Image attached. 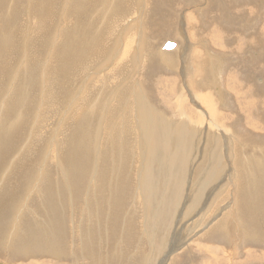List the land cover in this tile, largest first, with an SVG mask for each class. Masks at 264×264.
Wrapping results in <instances>:
<instances>
[{"label": "rangeland", "instance_id": "1", "mask_svg": "<svg viewBox=\"0 0 264 264\" xmlns=\"http://www.w3.org/2000/svg\"><path fill=\"white\" fill-rule=\"evenodd\" d=\"M243 7L245 9H242ZM0 12H2L0 13V152L2 153L0 190L3 189L0 191L2 202H0L2 205L0 206V264H119V260L122 264H264V220L260 226L252 224L250 220H254L255 212L250 210V212H242L246 204L263 209L261 199L264 196V28H262L264 0H0ZM254 17L257 21L255 20V24H250L253 26L250 27L251 30H244L247 27L244 26L245 22L251 21ZM129 23L122 45L120 44L121 29L123 32ZM182 23L184 28L181 27ZM72 28L76 31H71ZM84 29L87 31L85 32ZM245 35L249 37L248 40L250 38L257 40L256 55L253 57V60L258 59L256 62L251 63V52L244 46ZM100 36L102 38H99ZM71 38L77 41L80 39L82 42L80 40L74 42ZM142 40L144 44L140 45L143 43ZM166 40L173 42L183 51L187 44L186 40L190 41L189 60L186 64V66L189 64L187 67L189 74L186 71L181 72L183 64L179 61L180 54L167 53L168 55H163L164 60L161 61L159 54L165 51L160 46ZM65 42L69 43L67 46L71 47L72 44L74 46L71 48L68 46L69 48L66 49ZM76 42L80 43L79 46L76 44L79 50L75 47ZM88 42L94 43V46L92 47L93 44ZM241 43H244L243 46ZM84 44L92 50L88 51ZM238 45L242 47L240 50L236 49ZM116 46L120 48L117 57H120L121 53L122 56L120 59L116 57L113 61L111 58L119 49ZM121 46L124 48L122 49ZM62 47L68 50V53L73 51L75 56L72 57V53L69 55ZM80 48L84 52L88 51L91 56ZM242 50L244 61L243 66H240L239 60L243 58ZM51 51L53 54L50 53ZM212 53L213 56H225L222 69L218 67L220 64L217 58H211ZM247 57L248 61H246ZM107 58H110L108 62L111 61L105 69L108 65V62L105 64ZM75 60L77 64L80 62V66L74 64ZM81 61L83 64L85 61L89 62L83 65ZM117 61L123 62L122 66L112 67L111 64ZM60 62H64L63 66ZM68 62H71V66ZM248 62L258 66V74H260H257L254 80L250 68L254 64L252 66L247 64L245 67V63ZM54 65L60 71L59 75L57 72L54 73L56 70ZM65 67L67 69L75 67V69L71 68L72 73L69 74V69L66 70ZM243 67L246 81L239 85ZM73 73L77 79L72 78ZM94 73L97 76L92 79L90 76ZM55 76H58L57 79ZM235 85L236 91L240 92L239 96L230 93L235 90L233 89ZM60 90L64 94L57 93ZM198 96H207L208 102L202 103ZM45 106L55 108L53 110L50 108L52 110L50 111ZM211 107L216 113L209 109ZM135 108L139 113H136L137 116H135ZM67 109H70L69 112ZM202 111L205 113L201 114ZM209 115H215L219 119L213 120ZM231 115L238 122L231 123L230 120H226V117L228 119ZM153 116L158 117L157 122L152 121ZM139 118L144 120V123H138ZM65 119L68 121H63ZM69 119H72L73 124ZM158 121L162 124L159 125ZM249 121L252 125L247 127ZM152 122L158 125L154 124L152 127ZM164 122L167 125H164ZM140 124L143 126L142 130L139 128ZM214 125L220 126L221 135L213 131ZM229 132L231 136L227 134ZM199 134L202 136L197 138ZM150 135L154 150L142 143ZM214 135L216 136L213 137ZM18 138L23 142L17 141ZM254 141L257 145L253 144ZM4 145L6 150L3 149ZM83 146L87 148L84 149ZM145 147L148 148L149 153L145 162L147 165L150 164V166L146 165L145 171L150 170V173L147 172L146 179L141 182L140 172L143 173V170L140 168L143 164ZM228 147L230 152L227 151ZM34 150L35 154L38 152L35 156ZM152 160L154 162H151ZM226 169L228 171H224ZM19 170L23 173L21 174ZM117 171L121 176L116 177ZM46 181L53 184V191L47 189L49 184H46ZM101 194L102 197H99ZM116 197H118L117 205L120 207L117 212L119 215L110 219L116 215L115 210L109 209L110 203L114 202ZM205 200L209 205L199 210L198 204ZM224 209L229 210V213L226 214ZM112 220L113 227L109 226L113 225ZM209 220L211 223L208 222ZM54 223L59 224L56 227H59L58 229L55 228ZM28 229L35 231H32V235L35 234L36 237L35 243L30 242L32 239L27 236ZM62 231L65 232V236L59 238L58 234ZM11 237H14L13 241ZM24 238L29 239L28 244L23 242ZM54 238L57 240L55 254L52 253L50 246L45 245V241L53 244ZM36 247L43 248L45 253L39 252ZM58 247L62 248L60 259H58L60 256L56 255L59 253Z\"/></svg>", "mask_w": 264, "mask_h": 264}, {"label": "bare ground", "instance_id": "2", "mask_svg": "<svg viewBox=\"0 0 264 264\" xmlns=\"http://www.w3.org/2000/svg\"><path fill=\"white\" fill-rule=\"evenodd\" d=\"M250 1H251V0H250ZM256 1H257V0H256ZM16 2H17V1H16ZM23 3H24V2H23ZM118 3H119V2H118ZM254 3H255V2H254ZM132 5H133V4H132ZM196 5H197V4H196ZM199 5H200V4H199ZM199 5H198V6H199ZM113 6H114V5H113ZM143 6H144V5H143ZM31 7H32V6H31ZM127 7H128V6H127ZM234 7H235V6H234ZM242 9H245V8L243 7ZM261 9H262V8H261ZM13 10H14V9H13ZM100 10H101V9H100ZM233 10H234V9H233ZM262 10H263V9H262ZM134 11H135V10H134ZM139 11H140V9H139ZM236 11H237V10H236ZM9 12H11V11H9ZM0 13H2V12H0ZM15 13H16V12H15ZM17 13H18V12H17ZM96 13H97V12H96ZM18 14H19V13H18ZM92 15H93V14H92ZM170 15H171V14H170ZM17 16H18V15H17ZM174 16H175V15H174ZM184 16H185V15H184ZM226 16H229V15H226ZM254 16H255V15H254ZM257 16H259V15L257 14ZM120 17H121V16H120ZM171 17H172V16H171ZM230 17H231V16H230ZM15 18H16V17H15ZM127 18H128V17H127ZM175 18H177V17H175ZM205 18H206V17H205ZM255 18H256V17H254L251 21H250V20H247V21L245 22V25H244V26H247V27H246L244 30L250 29V27L252 26V25H250L251 23H254V24H255V22L257 21V19H255ZM105 19H106V18H105ZM19 20H20V19H19ZM230 20H232V19H230ZM236 20H237V19H236ZM255 20H256V21H255ZM102 21H103V20H102ZM169 21H170V20H169ZM177 21H178V20H177ZM106 22H107V21H106ZM126 22H127V21H126ZM233 22H234V21H233ZM237 23H238V22H237ZM77 24H78V23H77ZM77 24H76V25H77ZM79 24H80V23H79ZM81 24H82V23H81ZM83 24H85V23H83ZM125 24H126V23H125ZM240 24H241V23H240ZM240 24H239V25H240ZM260 24H261V23H260ZM0 25H1V24H0ZM37 25H38V24H37ZM100 25H101V24H100ZM129 25H130V23H129L127 26L125 25L126 27L123 29V32H122V29H121L120 44L122 43L123 36H124V34H125V31L129 28ZM173 25H175V24H173ZM173 25H172V27H173ZM176 25H177V24H176ZM185 25H186V24H185ZM232 25H233V24H232ZM232 25H231V26H232ZM262 25H263V24H262ZM3 26H4V25H3ZM30 26H31V25H30ZM57 26H58V25H57ZM73 26H74V25H73ZM85 26H86V25H85ZM89 26H90V25H89ZM108 26H109V25H108ZM108 26H107L106 28H108ZM229 26H230V24H229ZM234 26H235V25H234ZM263 26H264V25H263ZM67 27H68V26H67ZM87 27H88V26H87ZM93 27H94V26H93ZM181 27L184 28V24H183V23L181 24ZM252 27H253V26H252ZM32 28H33V27H32ZM97 28H98V27H97ZM110 28H111V27H110ZM110 28H109V30H110ZM262 28H264V27H262ZM27 29H28V28H27ZM76 29H77V27H76ZM78 29H79V28H78ZM260 29H261V28H260ZM260 29H259V30H260ZM23 30H24V29H23ZM250 30H251V29H250ZM250 30H249V31H250ZM261 30H262V29H261ZM18 31H19V30H18ZM71 31H76V30H73V28H72ZM80 31H81V30H80ZM84 31L86 32L87 29H86V30L84 29ZM95 31H96V30H95ZM130 31H131V30H130ZM135 31H136V30H135ZM179 31H180V30H179ZM262 31H263V30H262ZM262 31H261V32H262ZM35 32H36V31H35ZM69 32H70V31H69ZM85 32H84V33H85ZM258 32H259V31H258ZM261 32L259 33L260 35H261ZM3 33H4V32H3ZM70 33H71V32H70ZM126 33H127V32H126ZM178 33H179V32H178ZM182 33H183V32H182ZM237 33H238V32H237ZM250 33H251V32H250ZM15 34H16V33H15ZM20 34H21V33H20ZM68 34H69V33H68ZM71 34H72V33H71ZM82 34H83V32H82ZM89 34H90V33L88 32L87 35H89ZM233 34H234V33H233ZM244 34H245V33H244ZM3 35H4V34H3ZM10 35H11V34H10ZM13 35H14V34H13ZM53 35H54V34H53ZM53 35H52V36H53ZM65 35H66V34H65ZM69 35H70V34H69ZM75 35H76V33H75ZM75 35H74V37H75ZM92 35H93V34H92ZM223 35H224V33H223ZM231 35H232V33H231ZM17 36H18V35H17ZM19 36H20V35H19ZM67 36H68V35H67ZM72 36H73V35H72ZM72 36H71V37H72ZM77 36H78V35H77ZM82 36H83V35H82ZM85 36H86V34H85ZM85 36H84V37H85ZM90 36H91V35H90ZM180 36H181V35H180ZM225 36H226V35H225ZM248 36H249V35H248ZM4 37H6V36H4ZM30 37H31V36H30ZM88 37H89V36H88ZM93 37H94V36H93ZM95 37H96V36H95ZM95 37H94V38H95ZM102 37H103V34H102ZM102 37L100 36L99 38H102ZM181 37H183V35H182ZM192 37H193V36H192ZM256 37H258V35H257ZM256 37H255V39H257ZM259 37H260V36H259ZM36 38H37V37H36ZM76 38H77V37H75V39H76ZM80 38L82 39L83 37H80ZM85 38H87V37H85ZM85 38H84V39H85ZM97 38H98V37H97ZM158 38H159V37H158ZM221 38H222V37H221ZM248 38H249V37H247V35H245V36H244V39H245V44H246V45H245L244 43H241V44H242V46H243V44H244L245 48H246V49L248 48V49H249L248 51L251 52V55H250V52H249V55L251 56V59H250V60H251V63H252V62H256V61L258 60V59L253 60V57L256 55V54H255V50H256V46H257V45L255 44V42H257V40H254V39L252 40L251 38H250V40H248ZM22 39H23V38H22ZM28 39H29V38H28ZM53 39H54V38H53ZM71 39L73 40V38H71ZM71 39H69V40H71ZM75 39H74V40H75ZM90 39H91V38H90ZM92 39H93V38H92ZM19 40H20V39H19ZM69 40H68V42H69ZM74 40H73V41H74ZM79 40H80V39H79ZM79 40H78V41H79ZM95 40H97V39H95ZM95 40H93V41H95ZM100 40H102V39H100ZM125 40H126V39H125ZM138 40H139V39H138ZM145 40H146V39H145ZM224 40H225V39H224ZM229 40H230V39H229ZM247 40H248V41H247ZM263 40H264V39H263ZM61 41H63V40H61ZM75 41H77V40H75ZM75 41H74V42H75ZM78 41H77V42H78ZM80 41H81V40H80ZM102 41H103V40H102ZM111 41H112V40H111ZM249 41H250V43L247 44L246 42H249ZM12 42H13V41H12ZM29 42H31V41H29ZM48 42H49V41H48ZM77 42L75 43V45L77 44V45L79 46L80 43L78 44ZM81 42H82V41H81ZM116 42H119V41H116ZM142 42H143V40H142ZM165 42H166V41H165ZM165 42H164V43H165ZM236 42H237V41H236ZM15 43H17V42H16V39H15ZM32 43H33V42H32ZM88 43H92V42H88ZM95 43H96V42H95ZM98 43H99V42H98ZM111 43H112V42H111ZM140 43H141V42H140ZM140 43H139V44H140ZM188 43H189V42H188ZM226 43H227V42H226ZM228 43H229V42H228ZM6 44H7V43H6ZM8 44H9V43H8ZM19 44H20V43H19ZM39 44H40V43H39ZM57 44H58V43H57ZM62 44H63V43H62ZM67 44H69V43H66V42H65V45H66V46H67ZM71 44H72V43L70 42V45H71ZM92 44H93V45H91V46L93 47V46H94V43H92ZM100 44H101V43H100ZM113 44L115 45V44H117V43H113ZM139 44H138V45H139ZM143 44H144V42H143L142 44H140V45H143ZM162 44H163V43H162ZM162 44H161V45H162ZM237 44H238V42H237ZM237 44H236V45H237ZM239 44H240V43H239ZM30 45H31V43H30ZM40 45L42 46L43 44H40ZM77 45L75 46L76 49H78V48H77ZM81 45H82V44H81ZM84 45L86 46V44H84ZM88 45H89V44H88ZM107 45H108V44H107ZM110 45H111V44H110ZM122 45H123V43H122ZM220 45H221V44H220ZM224 45H225V44H224ZM18 46H19V45H18ZM28 46H29V45H28ZM38 46H39V45H38ZM46 46H47V45H46ZM49 46H50V45H49ZM55 46H56V45H55ZM66 46H65V47H66ZM68 46H69V45H68ZM68 46H67L66 49H68V48L70 47V46H69V47H68ZM72 46H74V44H72ZM72 46H71V47H72ZM96 46H97V45H96ZM118 46H119V45H118ZM150 46H151V45H149V48H150ZM162 46H163V45H162ZM175 46H176V44H175ZM175 46H174V47H175ZM225 46H226V45H225ZM258 46H259V45H258ZM261 46H263V45H261ZM4 47H5V46H3V48H4ZM29 47H30V46H29ZM44 47H45V46H44ZM52 47H53V46H52ZM71 47H70V48H71ZM114 47H115V46H114ZM116 47H117V46H116ZM121 47H122V49L124 48L123 46H121ZM144 47H146V46H144ZM144 47H143V48H144ZM160 47H161V46H160ZM160 47H159V48H160ZM231 47H232V46H231ZM259 47H260V46H259ZM7 48H8V47H7ZM16 48H17V47H16ZM39 48L41 49V47H39ZM55 48H56V47H55ZM62 48H63V47H62ZM82 48H84V47H82ZM82 48H80V49H82ZM86 48H87V46H86ZM86 48H85V49H86ZM97 48H99V47H97ZM111 48H112V46H111ZM118 48H119V47H117V49H118ZM136 48H137V47H136ZM138 48H139V47H138ZM140 48H141V47H140ZM143 48H142V49H143ZM151 48H152V47H151ZM156 48H157V47H156ZM240 48H242V47L238 45L236 49H237V50H238V49L240 50ZM262 48H263V47H262ZM19 49H20V48H19ZM44 49H45V48H44ZM63 49H65V48H63ZM66 49H65V51L67 52L68 50H66ZM85 49H84V50H85ZM87 49H88V48H87ZM87 49H86V50H87ZM89 49L92 50L91 48H89ZM89 49H88V51H89ZM94 49H95V48H94ZM101 49H102V48H101ZM154 49H155V48H154ZM154 49H152V50H154ZM259 49H260V48H259ZM259 49H257V50H259ZM263 49H264V48H263ZM27 50H28V49H27ZM42 50H43V48H42ZM61 50H62V49H61ZM78 50H79V49H78ZM104 50H105V49H104ZM104 50H103V51H104ZM106 50H107V49H106ZM109 50H110V48H109ZM136 50H137V49H136ZM143 50H144V49H143ZM160 50H161V49H160ZM170 50H173V48L170 49ZM170 50H167L168 52L165 51V53H163V54H159V57H161V61H162L163 57L166 56L165 54H167V53L178 54V53L181 51V54H180L181 57L179 58V61L182 62V64H183V69L181 70V72L184 73V72L186 71L187 74H189L190 71H189V68H187L189 64L186 66V64L188 63V60H189V59H188V58H189V44L186 45V47L184 48V51H183V49L181 50L179 46H176V48H175L173 51L169 52ZM260 50H261V49H260ZM4 51H5V50H4ZM16 51H18V50H16ZM36 51H38V50H36ZM52 51H53V49H52ZM52 51L50 52L51 54H53ZM65 51H64V53H65ZM71 51H72V50H71ZM74 51H76V50H74ZM81 51H83V49H82ZM88 51H87V52H84V51H83V52H84V53H88ZM94 51H95V50H94ZM99 51H100V50H98V52H99ZM114 51H115V50H114ZM149 51H151V49H150ZM157 51H158V50H156V52H157ZM262 51H263V50H262ZM1 52H3V51H1ZM7 52H8V51H7ZM40 52H41V50H40ZM57 52H58V51H57ZM61 52H62V51H61ZM72 52H73V51H72ZM72 52H71V53H72ZM78 52H79V51H78ZM83 52H82V54H83ZM92 52H93V51H92ZM139 52H140V51H139ZM153 52H155V50H154ZM241 52H242V56H243V58L239 60V64H240V66H243L244 52H243V50H242ZM245 52H246V51H245ZM258 52H259V51H258ZM3 53H4V52H3ZM19 53H20V52H19ZM31 53H34V52L31 51ZM37 53H39V52H37ZM67 53H68V52H67ZM69 53H70V52H69ZM69 53H68V54H69ZM71 53H70V54H71ZM100 53H102V52H100ZM100 53H99V54H100ZM114 53H115L114 56H113V54H111V55L113 56V57L111 58V60L113 59V61L116 59L118 53H120V48L117 50V52L115 51ZM161 53H162V52H161ZM208 53H209V52H208ZM214 53H215V52H214ZM247 53H248V52H247ZM259 53H260V52H259ZM9 54H10V53H9ZM39 54H40V53H39ZM70 54H69V55H70ZM79 54H80V53H78V55H79ZM88 54L90 55V53H88ZM88 54H87V55H88ZM131 54H133V53H131ZM139 54H140V53H139ZM149 54H150V53H149ZM198 54H199V53H198ZM14 55H15V54H14ZM42 55H43V54H42ZM42 55H41V56H42ZM44 55H45V54H44ZM60 55H61V54H60ZM60 55H59V56H60ZM64 55H65V54H64ZM66 55H67V54H66ZM71 55H72V57L75 56V55L73 56V53H72ZM84 55H85V54H84ZM87 55H86V56H87ZM96 55H97V54H96ZM102 55H103V54H102ZM109 55H110V54H109ZM141 55H142V54H141ZM141 55H140V56H141ZM163 55H164V56H163ZM167 55H168V54H167ZM53 56H54V55H52V57H53ZM76 56H77V55H76ZM79 56H80V55H79ZM90 56H91V55H90ZM105 56H106V55H105ZM121 56H122V53H121ZM121 56H120V57H121ZM123 56H124V55H123ZM131 56H132V55H131ZM137 56H138V54H137ZM155 56H156V55H154V58H155ZM202 56H203V55H202ZM211 56H212L211 58H217V61H218V63L220 64L218 67H219V69H222L223 66H224V62H225V60H226L225 56H224V55H220V57H219V56H213V53H212ZM228 56H230V55H228ZM228 56H227V57H228ZM33 57H34V56H33ZM36 57H37V56H36ZM72 57H70V59H71ZM80 57H81V56H80ZM84 57H85V56H84ZM84 57H82V58H84ZM95 57H97V56H95ZM98 57H99V55H98ZM120 57H117V58L120 59ZM124 57H125V56H124ZM138 57H139V56H138ZM152 57H153V56H152ZM22 58H23V57H22ZM44 58H45V56H44ZM66 58H67V56L65 57V60H66ZM86 58H89V57H86ZM5 59H6V58H5ZM19 59H20V58H19ZM34 59H35V58H34ZM54 59H55V58H54ZM54 59H53V60H54ZM59 59H60V57H59ZM75 59H76V58H75ZM77 59H78V58H77ZM79 59H80V58H79ZM79 59H78V60H79ZM109 59H110V58H107V59H106L107 61H105V64L108 62ZM119 59H118V60H119ZM121 59H122V58H121ZM148 59H150V57H149ZM228 59H229V58H228ZM231 59H232V57H231ZM51 60H52V59H51ZM73 60H74V59H72V61H73ZM81 60H82V59H81ZM83 60H84V59H83ZM111 60H110V61H111ZM135 60H136V59H135ZM143 60H144V59H143ZM151 60H152V59H151ZM163 60H164V59H163ZM208 60H209V59H208ZM23 61H24V60H23ZM63 61H64V59H63ZM69 61H70V60H69ZM72 61H71V62H72ZM110 61L108 62V65L105 67V69L108 68V66H109V64H110ZM149 61H150V60H149ZM192 61H193V60H192ZM246 61H248V57H247ZM66 62H67V61H66ZM66 62H65V63H66ZM71 62H70V63L68 62L69 66H71ZM75 62H76V60L74 61V64H76V65H79V64H80V62H79V64H77V63H75ZM88 62H89V61H88ZM88 62L85 61L84 64H87ZM129 62H130V61H129ZM16 63H17V62H16ZM32 63H33V62H32ZM50 63H51V62H50ZM54 63H55V62H54ZM57 63H58V62H57ZM60 63H61V62H60ZM111 63H112V62H111ZM119 63H120V64H119ZM122 63H123V62H120V61L118 62V61H117V62L112 63L111 65H112V67H113V66L115 67L116 65H121V66H122ZM137 63H138V62H137ZM145 63H146V62H145ZM203 63H204V62H203ZM6 64H7V63H6ZM19 64H20V63H19ZM55 64H56V63H55ZM58 64H59V63H58ZM61 64H62V66H63L64 62L61 63ZM61 64H60V67H61ZM66 64H67V63H66ZM81 64H83V61H81ZM84 64H83V65H84ZM98 64H99V63H98ZM105 64H104V65H105ZM195 64H196V63H195ZM207 64H208V63H207ZM231 64H232V63H231ZM234 64H236V63H234ZM247 64H249V62H248V63H245V67H247ZM253 64H254V63H253ZM253 64H249V66H252ZM261 64H262V63H261ZM261 64H260V65H261ZM25 65H26V64H25ZM42 65H43V64H42ZM72 65H73V64H72ZM104 65H103V66H104ZM126 65H127V63H126ZM130 65H131V64H130ZM166 65H167V64H166ZM203 65H205V64H203ZM212 65H213V64H212ZM225 65H226V64H225ZM228 65H230V63H229ZM20 66H21V65H20ZM23 66H24V65H23ZM30 66H31V65H30ZM44 66H45V65H44ZM54 66H55V65H54ZM57 66H58V65H57ZM65 66H66V65H65ZM69 66H67V67H69ZM79 66H80V65H79ZM81 66H82V65H81ZM103 66H102V68H103ZM131 66H132V65H131ZM249 66H248V67H249ZM0 67H1V66H0ZM3 67H4V66H3ZM5 67H6V66H5ZM21 67H22V66H21ZM48 67H49V66H48ZM51 67H53V66H51ZM60 67L58 66V68H60ZM72 67H73V66H72ZM72 67H71V68H72ZM76 67H77V66H76ZM85 67L87 68V66H85ZM90 67H91V66H90ZM94 67H95V66H94ZM119 67H120V66H119ZM123 67H124V66H123ZM133 67H134V65H133ZM138 67H139V65H138ZM149 67H150V65H149ZM149 67H148V68H149ZM216 67H217V66H216ZM257 67H258V66H255V64H254L252 67H250V68H252V69H251V73H252L253 75H252V74H251V75H252V79H253V80L255 79L256 75H257L258 72H259ZM259 67H260V66H259ZM46 68H47V67H46ZM46 68H45V69H46ZM54 68H55L57 71L55 70V72H54V71H53V72H54V73L57 72V74H58V72H60V71H58V69L56 68V66H55ZM65 68H66V67H65ZM65 68H64V69H65ZM71 68H70V69H71ZM78 68H81V67H78ZM168 68H169V67H168ZM207 68H208V66H206V69H207ZM226 68H227V67H226ZM5 69H7V68H4V70H5ZM29 69H30V68H29ZM51 69H52V68H51ZM68 69H69V68H68ZM68 69L66 68V70H68ZM70 69H69V71H70ZM72 69H75V67L72 68ZM149 69H150V68H149ZM171 69H172V68H171ZM171 69H170V70H171ZM229 69H230V68H229ZM7 70H8V69H7ZM33 70H34V69H33ZM53 70H54V69H53ZM76 70H77V69H76ZM136 70H137V69H136ZM152 70H154V69H152ZM166 70H167V69H166ZM204 70H205V69H204ZM8 71H9V70H8ZM45 71H46V70H45ZM49 71H50V70H49ZM62 71H63V70H62ZM71 71H72V70H71ZM71 71L69 72V74L72 73ZM79 71H80V70H78V72H79ZM249 71H250V70H249ZM32 72H33V71H32ZM53 72H50V73H53ZM67 72H68V71H67ZM67 72H66V73H67ZM74 72H76V71L74 70ZM78 72H77V73H78ZM147 72H148V71H147ZM151 72H152V71H151ZM211 72H212V71H211ZM62 73H63V72H62ZM66 73H65V75H66ZM79 73H80V72H79ZM95 73H97V72L95 71ZM95 73H94V75L90 76V77H92V79H93L94 76H97ZM155 73H156V72H155ZM191 73H192V72H191ZM6 74H7V73H6ZM60 74H61V73H60ZM63 74H64V73H63ZM63 74H61V75H63ZM102 74H103V73H102ZM152 74H153V73H152ZM159 74H160V73H159ZM193 74H194V73H193ZM259 74H260V73H259ZM259 74H258V75H259ZM34 75H35V74H34ZM44 75H45V74H44ZM47 75H49V74H47ZM58 75H59V74H58ZM75 75L77 76V74H75ZM79 75H80V74H79ZM143 75H144V74H143ZM254 75H255V76H254ZM5 76H6V75H5ZM32 76H33V75H32ZM38 76H39V75H38ZM38 76H37V77H38ZM49 76H50V75H49ZM67 76H68V75H67ZM80 76H81V75H80ZM151 76H152V75H151ZM154 76H155V75H154ZM218 76H220L219 73H218ZM238 76H239V75H238ZM240 76H241L242 79L240 78V80L238 81L239 85L242 84V83H244V82L246 81V73H245V68H244V67L242 68V71H241V73H240ZM3 77H4V76H3ZM29 77H30V75H29ZM40 77H41V76H40ZM46 77H47V76H46ZM55 77H56V76H55ZM55 77H54V79H55ZM57 77H58V76H57ZM57 77H56V79H57ZM70 77H72V75H71ZM74 77H75V76H74V73H73V77H72V78H74ZM78 77H79V76H78ZM250 77H251V76H250ZM59 78L61 79V77H59ZM66 78H67V77H66ZM66 78H65V79L62 78V79L66 80ZM72 78H70V79H72ZM75 78H76V77H75ZM123 78H124V77H123ZM144 78H145V77H144ZM155 78H156V77H155ZM187 78H188V77H187ZM238 78H239V77H238ZM238 78H237V79H238ZM20 79H21V78H20ZM43 79H44V78H43ZM50 79H51V76H50ZM56 79H55V80H56ZM60 79H59V80H60ZM67 79H68V78H67ZM76 79H77V78H76ZM76 79H75V81H76ZM86 79H87V78H86ZM136 79H137V78H136ZM55 80L52 79V81H54V82H55ZM72 80H73V79H72ZM107 80H108V79H107ZM253 80H252V82H253ZM40 81H41V79H40ZM47 81H48V80H47ZM50 81H51V80H49V82H50ZM57 81H58V80H57ZM236 81H237V80H236ZM257 81H258V80H257ZM60 82H61V81H60ZM71 82H72V81H71ZM76 82H78V81H76ZM92 82H93V81H92ZM105 82H106V81H105ZM219 82H220V80H219ZM221 82H222V81H221ZM6 83H7V82H6ZM44 83H45V82H44ZM57 83H58V82H57ZM61 83H64V82H61ZM65 83H66V82H65ZM65 83H64V84H65ZM125 83H126V82H125ZM4 84H5V82H4ZM41 84H42V83H41ZM50 84H51V83H50ZM50 84H49V85H50ZM58 84H59V83H58ZM134 84H135V83H134ZM217 84H218V83H217ZM44 85H45V84H44ZM60 85H61V84H60ZM91 85H92V84H91ZM35 86H36V85H35ZM53 86H54V85H53ZM55 86H56V84H55ZM62 86H63V90H64V89H65V88H64V85H62ZM85 86L88 87V85H85ZM121 86H122V85H121ZM136 86H137V85H136ZM237 86H238V85H237ZM258 86H260V85H258ZM32 87H33V86H32ZM50 87H51V86H50ZM59 87H61V86H59ZM65 87H66V86H65ZM83 87H84V86H83ZM219 87H220V86H219ZM254 87H255V86H254ZM55 88H56V87H55ZM69 88H70V87H69ZM125 88H126V87H125ZM131 88H132V87H131ZM134 88H135V86H134ZM150 88H151V87H150ZM220 88H221V87H220ZM242 88H243V87H242ZM255 88H256V87H255ZM44 89H45V88H44ZM58 89H60V88H58ZM86 89H87V88H86ZM123 89H124V88H123ZM141 89H142V88H141ZM215 89H216V88H215ZM221 89H222V88H221ZM233 89H235V90H234L233 92L230 91V93L233 94V96H234V95H235V96H239V93H240V92H239L238 90L236 91V89H237L236 85H235V87H233ZM54 90H55V89H54ZM80 90H81V89H80ZM189 90H190V89H189ZM216 90H217V89H216ZM227 90H228V89H227ZM227 90H226V91H227ZM257 90H258V89H257ZM260 90H261V89H260ZM262 90H263V88H262ZM262 90H261V91H262ZM50 91H51V90H50ZM70 91H71V90H70ZM70 91H69V92H70ZM78 91H79V90H78ZM97 91H98V90H97ZM97 91H96V92H97ZM105 91H106V89H105ZM142 91H143V90H142ZM218 91H219V90H218ZM53 92H57V91H53ZM64 92H65V90H64ZM64 92H62V91L60 90V91L57 92V93H63V94H64ZM82 92H83V91H82ZM126 92H127V91H126ZM227 92H228V91H227ZM35 93H36V92H35ZM48 93H49V92H48ZM78 93H79V92H78ZM106 93H107V92H106ZM217 93H218V92H217ZM221 93H222V92H221ZM53 94H54V93H53ZM66 94H68V93H66ZM66 94H65V95H66ZM83 94H84V93H83ZM127 94H129V93H127ZM134 94H135V93H134ZM22 95H23V94H22ZM26 95H27V94H26ZM46 95H47V94H46ZM49 95H50V94H49ZM49 95H48V96H49ZM104 95H106V94H104ZM104 95H103V96H104ZM118 95H119V94H118ZM118 95H117V96H118ZM192 95H193V94H192ZM206 95H207V93H206ZM218 95H219V93H218ZM68 96H69V95H68ZM68 96H67V97H68ZM74 96H75V95H74ZM79 96H81V95H79ZM126 96H127V95H126ZM142 96H143V95H142ZM145 96H146V95H145ZM210 96H211V95H210ZM224 96H225V95H224ZM227 96H228V95H227ZM51 97H52V96H51ZM51 97H50V98H51ZM55 97H56V96H55ZM55 97H54V98H55ZM58 97H59V94H58ZM58 97H57V98H58ZM63 97L65 98L66 96H63ZM96 97H97V96H96ZM130 97H131V96H130ZM134 97H135V96H134ZM137 97H138V96H137ZM222 97H223V96H222ZM225 97H226V96H225ZM225 97H224V98H225ZM230 97H231V96H230ZM44 98L46 99V96H44ZM57 98H56V99H57ZM59 98H61V97H59ZM90 98H91V97H90ZM135 98H136V97H135ZM138 98H139V97H138ZM143 98H145V97H143ZM198 98L200 99V101H202V103L208 102V97H207V96H206V97H205V96H203V97H202V96H198ZM210 98H211V97H210ZM217 98L220 99L218 96H217ZM217 98H216V99H217ZM228 98H229V97H228ZM228 98H227V99H228ZM62 99H63V98H62ZM65 99H67V98H65ZM82 99H83V98H82ZM101 99H103V98H101ZM125 99H126V98H125ZM128 99H129V98H128ZM140 99H141V98H140ZM193 99H194V97H193ZM229 99H230V98H229ZM229 99H228V100H229ZM28 100H29V99H28ZM37 100H38V99H37ZM42 100H43V99H42ZM48 100L52 101V99H47V101H48ZM54 100H55V99H54ZM59 100H61V99H59ZM122 100H123V98H122ZM143 100H145V99H143ZM196 100H197V99H196ZM221 100H222V99H221ZM56 101H57V102H60V101H58V100H56ZM72 101H73V100H72ZM211 101H214V100L211 99ZM229 101H230V100H229ZM26 102H27V101H26ZM61 102H62V100H61ZM61 102H60V103H61ZM67 102H68V100H67ZM79 102H80V101H79ZM111 102H112V101H111ZM148 102H149V101H148ZM209 102H210V101H209ZM216 102H217V101H216ZM221 102H223V101H221ZM31 103H32V102H31ZM33 103H34V102H33ZM39 103H40V102H39ZM44 103H45V102H44ZM46 103H47V102H46ZM48 103H49V102H48ZM50 103H51V102H50ZM60 103H59V104H60ZM145 103H146V102H145ZM210 103H211V102H210ZM212 103H214V102H212ZM217 103H218V102H217ZM41 104H42V103H41ZM59 104H57V105L59 106ZM96 104H98V103H96ZM196 104H197V102H196ZM214 104H215V103H214ZM218 104H219V103H218ZM52 105H55V106H56V104H52ZM94 105H95V104H94ZM138 105H139V104H138ZM144 105H145V104H144ZM199 105H200V104H199ZM224 105H225V102H224ZM17 106H18V105H17ZM39 106H40V105H39ZM46 106H47V104H46ZM46 106H45V107H46ZM48 106H49V104H48ZM95 106H96V105H95ZM97 106H99V105H97ZM103 106H104V105H103ZM105 106H106V105H105ZM105 106H104V107H105ZM108 106H109V104H108ZM151 106H152V105H151ZM212 106H213V108H215L214 105H212ZM218 106H219V105H218ZM29 107H30V106H29ZM43 107H44V105H43ZM82 107H83V106H82ZM206 107H207V104H206ZM222 107H223V105H222ZM46 108H48L49 110H50V108L52 109V107H50V108H49V107H46ZM54 108H55V107H53V109H54ZM56 108H57V107H56ZM62 108H63V107H61V109H62ZM69 108H72V107H69ZM93 108H94V107H93ZM114 108H115V107H114ZM137 108H138V107H137ZM213 108L211 107V108H209V109H211L212 111L215 112V109H213ZM218 108H219V107H218ZM229 108H230V107H229ZM229 108H228V109H229ZM38 109H39V108H38ZM53 109H52V110H53ZM96 109H97V108H96ZM125 109H126V108H125ZM129 109H131V108H129ZM152 109H153V108H152ZM152 109H151V110H152ZM219 109H220V108H219ZM223 109H225V108H223ZM223 109H222V110H223ZM52 110H50V111H52ZM55 110H56V109H55ZM67 110H68V109H67ZM69 110H70V109H69ZM69 110H68V112H69ZM71 110H72V109H71ZM93 110H94V109H93ZM114 110H115V109H114ZM136 110H137V109L135 108V116H137L136 113H138V112H136ZM159 110H160V109H159ZM162 110H163V109H162ZM196 110H197V109H196ZM226 110H227V109H226ZM65 111H66V110H65ZM100 111H101V109H100ZM117 111H118V110H117ZM128 111H129V110H128ZM146 111H147V110H146ZM220 111H221V109H220ZM26 112H27V110H26ZM96 112H97V111H96ZM144 112H145V111H144ZM222 112H223V111H222ZM224 112H225V111H224ZM14 113H16V112H14ZM53 113H54V112H53ZM140 113H141V112H140ZM197 113H198V112H197ZM203 113H205V112L202 111L201 114H203ZM215 113H216V112H215ZM226 113H227V112H226ZM31 114H32V113H31ZM98 114H100V112H98ZM121 114H122V113H121ZM127 114H128V113H127ZM138 114H139V113H138ZM143 114H144V113H143ZM149 114H150V113H149ZM156 114H158V113H156ZM201 114H200V116H201ZM35 115H37V114H35ZM46 115H47V114H46ZM48 115H49V114H48ZM53 115H54V114H53ZM62 115H64V114H62ZM71 115H72V114H71ZM71 115H70V117H71ZM141 115H142V113H141ZM43 116H44V115H43ZM157 116H158V115H157ZM160 116H161V115H160ZM198 116H199V115H198ZM205 116H207V115H205ZM209 116H210L211 118H213V120H215V118H217L215 115H209ZM221 116H222V114H221ZM221 116H220V117H221ZM223 116H224V115H223ZM227 116H228V115H227ZM31 117H32V116H31ZM85 117H86V116H85ZM128 117H129V116H128ZM161 117H162V116H161ZM163 117H164V116H163ZM27 118H28V117H27ZM43 118H44V117H43ZM68 118H69V117H67V119H68ZM133 118L136 119V117H133ZM156 118H158V117H154V116H153L152 121L155 120V121L157 122L158 119L156 120ZM207 118H208V116H207ZM85 119H86V118H85ZM163 119H164V118H163ZM217 119H219V118H217ZM223 119H225V118H223ZM33 120H34V119H33ZM33 120H32V121H33ZM69 120L71 121L72 119H69ZM123 120H124V119H123ZM129 120H130V119H129ZM160 120H161V119H160ZM180 120H181V118H180ZM199 120H200V119H199ZM203 120H204V117H203V119H202V123H203ZM226 120H230L231 123H232L233 121L238 122V120H237L236 118H234L232 115H231L230 118L228 117V119H227V117H226ZM34 121H35V120H34ZM59 121H60V120H59ZM63 121H68V120L65 119V120H63ZM70 121H69V123H70ZM73 121H75V120H73ZM88 121H89V119H88ZM91 121H92V120H91ZM161 121H162V120H161ZM161 121H160V122H161ZM207 121H210V120H207ZM211 121H212V119H211ZM223 121H224V120H223ZM37 122H38V121H37ZM71 122H72V121H71ZM98 122H99V121H98ZM125 122H126V123H125ZM125 122H123V123L127 124V121H125ZM141 122L144 123V120H142L141 118H139V119H138V123H141ZM214 122H215V121H214ZM228 122H229V121H228ZM249 122H250V121H249ZM253 122H254V121H253ZM0 123H1V122H0ZM21 123H22V122H21ZM39 123H40V122H39ZM45 123H46V122H45ZM48 123H49V122H48ZM64 123H65V122H64ZM67 123H68V122H67ZM75 123H76V122H74V124H75ZM82 123H83V122H82ZM120 123H121V122H120ZM147 123H148V122H147ZM158 123H159V121H158ZM211 123H213V122H211ZM224 123H225V122H224ZM41 124H42V123H41ZM46 124H47V123H46ZM59 124H60V123H59ZM72 124H73V122H72ZM148 124H150V122H149ZM154 124H156V123H155V122H152V125H151V126L153 127ZM160 124H162V123H159V125H160ZM165 124H166V123L164 122V125H165ZM214 124H215V123H214ZM27 125H29V124H27ZM63 125H64V124H63ZM69 125H70V124H69ZM109 125H111V124H109ZM156 125H158V124H156ZM166 125H167V124H166ZM185 125H186V124H185ZM236 125H237V124H236ZM251 125H252V124H251V122H250V124H248L247 127H248V126H251ZM39 126H40V124H39ZM71 126H72V125H71ZM73 126H74V125H73ZM99 126H100V125H99ZM117 126H118V125H117ZM130 126H131V125H130ZM161 126H162V125H161ZM183 126H184V125H183ZM199 126H200V125H199ZM211 126H212V125H211ZM214 126H215V129H214L213 131H215L216 133H219V134L221 135L222 132H221L220 126H218V125H214ZM3 127H4V126H3ZM43 127H44V126H43ZM60 127H61V126H60ZM66 127H67V126H66ZM91 127H92V126H91ZM122 127H123V126H122ZM187 127H188V126H187ZM187 127L185 126V128H187ZM200 127H201V126H200ZM252 127H255V126H252ZM4 128H5V127H4ZM28 128H29V127H28ZM36 128H37V126H36ZM62 128L64 129V127H62ZM77 128H78V127H77ZM119 128H120V127H119ZM128 128H129V127H128ZM130 128H131V127H130ZM139 128H141L140 130L143 129L142 124H140V127H139ZM157 128H158V127H157ZM159 128H160V127H159ZM174 128H175V127H173V129H174ZM180 128H181V127H180ZM180 128H179V129H180ZM213 128H214V127H213ZM213 128H212V129H213ZM256 128H257V127H256ZM39 129H40V128H39ZM68 129H69V128H67V130H68ZM99 129H100V128H99ZM103 129H104V128H103ZM161 129H163V128H161ZM161 129H160V131H161ZM168 129L170 130V128H168ZM182 129L185 130L184 128H182ZM57 130H59V129H57ZM60 130H61V129H60ZM67 130H66V131H67ZM96 130H97V129H96ZM125 130H126V129H125ZM154 130H155V129H154ZM196 130H197V129H196ZM209 130H210V129H209ZM248 130H249V129H248ZM29 131H30V130H29ZM49 131H50V130H49ZM52 131H53V130H52ZM55 131H56V130H55ZM62 131H63V130H62ZM69 131H70V130H69ZM99 131H100V130H99ZM116 131H117V130H116ZM157 131H158V130H157ZM180 131H181V130H180ZM213 131H211V132H213ZM249 131H250V130H249ZM3 132H6V131H3ZM19 132H20V131H19ZM59 132H60V131H59ZM64 132H65V131H64ZM104 132H105V131H104ZM112 132H113V131H112ZM112 132H111V133H112ZM128 132H129V131H128ZM161 132H162V131H161ZM166 132H167V131H166ZM182 132H183V131H182ZM196 132H197V131H196ZM202 132H203V131H202ZM206 132H207V131H206ZM209 132H210V131H209ZM211 132H210V133H211ZM215 132H214V133H215ZM22 133H23V132H22ZM38 133H39V132H38ZM50 133H51V131H50ZM66 133H67V132H66ZM87 133H88V132H87ZM91 133H92V132H91ZM106 133H107V132H106ZM157 133H158V132H157ZM174 133H175V131H174ZM177 133H178V132H177ZM177 133H176V134H177ZM3 134H4V133H3ZM44 134H45V133H44ZM117 134H118V133H117ZM159 134H160V133H159ZM166 134H167V133H166ZM168 134H169V133H168ZM179 134H180V133H179ZM179 134H178V135H179ZM184 134H185V133H184ZM202 134H203V133H202ZM227 134H229V136H231V133H230V132L227 133ZM253 134H254V133H253ZM37 135H38V134H37ZM83 135H84V134H83ZM114 135H115V134H114ZM152 135H153V134H152ZM196 135H197V134H196ZM203 135H204V134H203ZM209 135H210V134H209ZM216 135H217V134H216ZM216 135H214L213 137H215ZM121 136H122V135H121ZM157 136H158V135H157ZM167 136H168V135H167ZM179 136H180V135H179ZM183 136H184V135H183ZM201 136H202V135H201ZM201 136H200V134H199L197 138H199V137H201ZM210 136H211V135H210ZM223 136H224V135H223ZM234 136H235V135H234ZM18 137H19L20 139L22 138V137H20V136H18ZM34 137H35V136H34ZM84 137H85V136H84ZM87 137H88V136H87ZM97 137H98V136H97ZM118 137H119V136H118ZM126 137H127V136H126ZM153 137H154V136H153ZM187 137H188V136H187ZM191 137H194V136H191ZM219 137H220V136H219ZM221 137H222V136H221ZM221 137H220V138H221ZM226 137H228V136H226ZM15 138H16V137H15ZM15 138H13V139H15ZM19 138H18L17 141H19ZM63 138H64V137H63ZM76 138H77V137H76ZM141 138H142V137H141ZM150 138H151V135L148 136V137H146V139H145L144 142H142V143H145V144H146V145H145L146 147H149V148L151 147V149H152V148H154V147L151 146L152 143L150 142V140H151L152 138H151V139H150ZM162 138H164V137H162ZM16 139H17V138H16ZM27 139H28V138H27ZM114 139H116V138L114 137ZM155 139H156V138H155ZM166 139H167V138H166ZM194 139H196V137H195ZM228 139H229V138H228ZM31 140H32V139H31ZM36 140H37V139H36ZM71 140H72V139H71ZM79 140H80V139H79ZM83 140H84V139H83ZM91 140H92V139H91ZM147 140H148V142H149L148 145H147V143H148ZM169 140H170V139H169ZM197 140H198V139H197ZM200 140H201V138H200ZM214 140H215V142H214V141H213V142L216 143V139H214ZM218 140H219V139H218ZM226 140H227V139H226ZM229 140H230V139H229ZM229 140H227V141L229 142ZM251 140H252V139H251ZM21 141H22V140H21ZM21 141H19V142H21ZM42 141H43V140H42ZM69 141H70V140H69ZM124 141H125V140H124ZM124 141H123V142H124ZM163 141H164V139H163ZM219 141H220V140H219ZM256 141H258V140L256 139ZM256 141H254L253 144H256V145H257V143H255ZM15 142H16V141H15ZM15 142H14V143H15ZM22 142H23V141H22ZM78 142H81V141H78ZM152 142H153V141H152ZM217 142H218V141H217ZM231 142H232V141H231ZM33 143H34V142H33ZM65 143H67V142H65ZM86 143H87V142H86ZM95 143H96V142H95ZM97 143H98V141H97ZM104 143H105V142H104ZM115 143H116V142H115ZM153 143H154V142H153ZM159 143H160V142H159ZM250 143H251V141H250ZM10 144H11V143H10ZM160 144H161V143H160ZM182 144H183V143H182ZM184 144H185V143H184ZM30 145H31V144H30ZM70 145H71V144H70ZM70 145H69V146H70ZM78 145H79V144H78ZM81 145H82V144H81ZM98 145H99V144H98ZM98 145H97V146H98ZM118 145H119V144H118ZM152 145H153V144H152ZM213 145H214V144H213ZM226 145H227V144H226ZM259 145H260V143H259ZM27 146H28V145H27ZM63 146H64V145H63ZM63 146H62V147H63ZM65 146H66V145H65ZM71 146H72V145H71ZM86 146H88V145H86ZM92 146H93V145H92ZM110 146H111V145H110ZM110 146H109V147H110ZM139 146H140V145H139ZM229 146H231L230 142H229ZM247 146H248V145H247ZM34 147H35V146H34ZM37 147H38V145H37ZM37 147H36V149H37ZM78 147H79V146H78ZM83 147H84V146H83ZM105 147H106V146H105ZM146 147H145V151H143V154H144V157H142V158H143V164H141L142 166H141V168H140L141 170H143V173L145 172V176H143V173L140 172V175H141V180H140V181H141V182L144 181V180L146 179V177H147V172L150 173V170H148L147 172L145 171V170L147 169V168H146V165H147V164H146L145 160L148 159V154H149V153H148V148H146ZM188 147H189V146H188ZM248 147H249V146H248ZM250 147H255V145H254V146H251V145H250ZM257 147H258V146H257ZM20 148H21V147H20ZM30 148H31V147H30ZM65 148H66V147H65ZM79 148H80V147H79ZM86 148H87V147H86ZM86 148L84 147V149H86ZM93 148H94V147H93ZM106 148H107V147H106ZM139 148H140V147H139ZM258 148H259V147H258ZM3 149L6 150L5 145H4V148H3ZM31 149H32V148H31ZM60 149H61V148H60ZM63 149H64V148H63ZM75 149H77V148H75ZM121 149H122V148H121ZM140 149H141V148H140ZM143 149H144V148H143ZM151 149H150V150H151ZM197 149H198V148H197ZM5 150H4V151H5ZM66 150H67V149H66ZM104 150H105V149H104ZM152 150H154V149H152ZM152 150H151V151H152ZM155 150H156V149H155ZM220 150H221V149H220ZM2 151H3V150H2ZM11 151H12V150H11ZM28 151H29V150H28ZM88 151H89V150H88ZM105 151H106V150H105ZM192 151H193V150H192ZM227 151L230 152V147L227 148ZM17 152H18V151H17ZM29 152L31 153V151H29ZM34 152H35V150L33 151V153H34ZM42 152H43V151H42ZM66 152H67V151H66ZM72 152H73V151H72ZM82 152H84V151H82ZM82 152H81V153H82ZM94 152H95V151H94ZM154 152H155V151H154ZM188 152H189V151H188ZM219 152H220V151H219ZM224 152H225V151H224ZM259 152H260V151H259ZM0 153H1V152H0ZM24 153H25V152H24ZM26 153H27V151H26ZM43 153H44V152H43ZM77 153H78V152H77ZM103 153H104V152H103ZM108 153H109V152H108ZM184 153H185V152H184ZM186 153H187V150H186ZM196 153H198L197 150H196ZM10 154H11V153H10ZM28 154H29V153H27V155H28ZM36 154H38V152H37ZM36 154L34 153V156H35ZM57 154H58V153H57ZM66 154H67V153H66ZM69 154H70V153H69ZM83 154H84V153H83ZM90 154H91V153H90ZM106 154H107V153H106ZM153 154H154V153H153ZM221 154H223V153H221ZM0 155H2V153H1ZM23 155H24V154H22V156H23ZM62 155H63V154H62ZM72 155H73V154H72ZM95 155H96V154H95ZM108 155H109V154H108ZM128 155H129V154H128ZM130 155H131V154H130ZM32 156H33V155H32ZM222 156H223V155H222ZM224 156H225V154H224ZM1 157H2V156H1ZM24 157H26V156H24ZM80 157H81V156H80ZM102 157H103V155H102ZM186 157H187V156H186ZM195 157H196V156H195ZM20 158H23V157H20ZM27 158H28V156H27ZM72 158H73V157H72ZM97 158H98V155H97ZM120 158H121V157H120ZM120 158H119V159H120ZM133 158H134V156H133ZM142 158H141V159H142ZM193 158H194V157H193ZM102 159H103V158H102ZM125 159H126V158H125ZM127 159H129V158H127ZM141 159H140V160H141ZM153 159H154V158H153ZM162 159H163V158H162ZM20 160H21V159H20ZM100 160H101V159H100ZM149 160H150V158H149ZM194 160H195V159H194ZM23 161H24V159H23ZM30 161H31V160H30ZM63 161H64V160H63ZM106 161H107V160H106ZM120 161H121V160H120ZM125 161H126V160H125ZM146 161H147V160H146ZM177 161H178V160H177ZM181 161H182V160H181ZM252 161H253V160H252ZM18 162H20V161H18ZM27 162H28V161H27ZM104 162H105V161H104ZM148 162H149V161H148ZM151 162H154V161L152 160ZM253 162H254V161H253ZM4 163H5V162H4ZM23 163H24V162H23ZM28 163H29V162H28ZM28 163H27V164H28ZM38 163H39V162H38ZM60 163H61V162H60ZM100 163H101V162H100ZM109 163H110V162H109ZM222 163H223V162H222ZM15 164H17V163H15ZM20 164H21V163H20ZM156 164H157V163H156ZM255 164H256V163H255ZM8 165H9V164H8ZM18 165H19V164H18ZM30 165H31V164H30ZM30 165H29V166H30ZM32 165H33V164H32ZM47 165H48V164H47ZM57 165H58V164H57ZM59 165H60V164H59ZM103 165H104V164H103ZM158 165H159V164H158ZM16 166H17V165H16ZM20 166H21V165H20ZM24 166H26V165H24ZM24 166H23V167H24ZM27 166H28V165H27ZM53 166H54V165H53ZM53 166H52V167H53ZM123 166H124V165H123ZM147 166H150V164L147 165ZM232 166H233V165H232ZM250 166H251V165H250ZM253 166H254V165H253ZM14 167H15V165H14ZM14 167H13V168H14ZM33 167H35V166H33ZM47 167H48V166H47ZM114 167H115V166H114ZM117 167H118V166H117ZM125 167H126V165H125ZM169 167H170V166H169ZM226 167H228L227 164H226ZM19 168H20V167H19ZM19 168H18V169H19ZM148 168H149V167H148ZM161 168H164V167H161ZM253 168H254V167H253ZM255 168H256V167H255ZM255 168H254V169H255ZM14 169H16V168H14ZM21 169H22V171H23V168H21ZM21 169H20V170H21ZM31 169H32V167H31ZM44 169H45V168H44ZM103 169H104V168H103ZM157 169H158V167H157ZM228 169H229V167H228ZM228 169H226V170H224V171H228ZM20 170H19V171H20ZM26 170H29V169H26ZM95 170H96V168H95ZM112 170H113V169H112ZM132 170H133V169H132ZM162 170H163V169H162ZM235 170H236V169H235ZM235 170H234V171H235ZM14 171H15V170H14ZM17 171H18V170H17ZM96 171H97V170H96ZM120 171H121V170H120ZM232 171H233V170H232ZM97 172H98V171H97ZM104 172H105V171H104ZM106 172H107V171H106ZM12 173H13V172H12ZM20 173L22 174L23 172L20 171ZM38 173H39V172H38ZM48 173H49V171H48ZM141 173H142V174H141ZM149 173H148V174H149ZM7 174H8V173H7ZM25 174H26V173H25ZM97 174H98V173H97ZM106 174H107V173H106ZM112 174H113V173H112ZM151 174H152V172H151ZM11 175H12V174H11ZM18 175H19V174H18ZM18 175H17V176H18ZM109 175H110V174H109ZM113 175H114V174H113ZM115 175H117L116 177H118V175H120V172L117 171V172L115 173ZM123 175H124V174H123ZM9 176H10V174H9ZM26 176H28V175H26ZM45 176H46V175H45ZM64 176H65V175H64ZM64 176H63V177H64ZM120 176H121V175H120ZM120 176H119V177H120ZM124 176H125V175H124ZM150 176H151V175H150ZM13 177H14V176H13ZM131 177H132V176H131ZM64 178H65V177H64ZM7 179H8V178H7ZM7 179H6V180H7ZM33 179H34V178H33ZM57 179H58V178H57ZM50 180H51V179H50ZM63 180H64V179H63ZM118 180H119V179H118ZM131 180H132V179H131ZM17 181H18V180H17ZM28 181H29V180H28ZM60 181H62V180H60ZM52 182H53V181H52ZM54 182H55V181H54ZM124 182H125V181H124ZM10 183H11V182H10ZM32 183H33V182H32ZM32 183H30V184H32ZM47 183H48V182L46 181V184H47ZM57 183H58V181H57ZM57 183H56V184H57ZM65 183H66V182H65ZM48 184H49V188H47V189L52 190V185H53V184H52L51 182H49ZM61 184H62V183H61ZM66 184H67V183H66ZM17 185H19V184H17ZM63 185H64V184H63ZM68 185H69V184H68ZM98 185H99V184H98ZM103 185H105V184L103 183ZM20 186H21V185H20ZM47 186H48V185H47ZM59 186H61V185H59ZM101 186H102V184H101ZM33 187H34V185H33ZM57 187H58V186H57ZM7 188H8V187H7ZM9 188H10V187H9ZM31 188H32V187H31ZM35 188H36V187H35ZM44 188H45V187H44ZM59 188H60V187H59ZM61 188H62V187H61ZM1 189H2V188H1ZM17 189H18V188H17ZM64 189H65V188H64ZM107 189H108V187H107ZM2 190H3V189H2ZM2 190H0V191H2ZM31 190H32V189H31ZM31 190H30V191H31ZM57 190H58V189H57ZM52 191H53V190H52ZM58 191H59V190H58ZM58 191H57V192H58ZM8 192H9V191H8ZM47 192H48V191H47ZM119 192H120V191H119ZM6 193H7V192H6ZM9 193H10V192H9ZM42 193H45V192H42ZM68 193H69V192H68ZM16 194H17V193H16ZM47 194H50V193H47ZM47 194H46V195H47ZM52 194H53V193H52ZM188 194H189V193H188ZM3 195H4V194H3ZM10 195H11V194H10ZM262 195H263V194H262ZM4 196H5V195H4ZM47 196H48V195H47ZM47 196H45V199H46ZM50 196H51V195H50ZM188 196H189V195H188ZM188 196H187V197H188ZM257 196H258V195H257ZM43 197H44V196H43ZM68 197H69V196H68ZM99 197H102V194H101ZM110 197H111V196H110ZM148 197H149V196H148ZM0 198H1V197H0ZM7 198H8V197H7ZM51 198H52V197H51ZM86 198H87V197H86ZM117 198H118V197H116V200H115L114 202H111L110 205H109V206H110V208H109L110 210H115V211H116V215H114V217H111L110 219L115 218V216L118 217V215H119L117 212H118V210H119L120 207L117 205V204H118V203H117ZM120 198H121V197H120ZM122 198H123V197H122ZM258 198H259V197H258ZM4 199H5V198H4ZM4 199H3V200H4ZM20 199H21V198H20ZM43 199H44V198H43ZM45 199H44V200H45ZM48 199H49V198H48ZM114 199H115V198H114ZM128 199H129V198H128ZM7 200H8V199H7ZM12 200H13V199H12ZM46 200H47V199H46ZM54 200H55V199H54ZM262 200L264 201V196L262 197ZM48 201H49V200H48ZM0 202H1V200H0ZM44 202H45V201H44ZM54 202H55V201H54ZM70 202H71V201H70ZM1 203H2V202H1ZM15 203H16V202H15ZM24 203H25V202H24ZM119 203H120V202H119ZM149 203H150V202H149ZM252 203H253V202H252ZM4 204H5V202H4ZM45 204H46V202H45ZM50 204H51V203H50ZM50 204H49V205H50ZM71 204H72V203H71ZM5 205H6V204H5ZM16 205H17V204H16ZM46 205H47V204H46ZM153 205H154V204H153ZM206 205H207V201H206V200H205L204 202L202 201L200 204H198V209L201 210V209H203V207L206 206ZM208 205H209V204H208ZM208 205H207V206H208ZM0 206H2V205H0ZM18 206H19V204H18ZM64 206H65V205H64ZM113 206H114V207H113ZM259 206H260V205H259ZM5 207H7V206H5ZM8 207H9V206H8ZM46 207H47V206H46ZM254 207H255V206L253 205V208H254ZM261 207H262V206H261ZM9 208H10V207H9ZM51 208H52V207H51ZM55 208H56V207H55ZM226 208H227V207H226ZM229 208H230V207H229ZM256 208L258 209V208H260V207H256ZM7 209H8V208H7ZM17 209H19V208H17ZM53 209H54V208H53ZM122 209H123V208H122ZM207 209H208V208H207ZM207 209H206V210H207ZM227 209H228V208H227ZM227 209H224V210H223V211L226 210V211H225V212H227L226 214L229 213V212H228L229 210H227ZM230 209H232V208H230ZM3 210H4V207H3ZM3 210H2V212H3ZM8 210H9V209H8ZM8 210H6V211H8ZM10 210H11V209H10ZM10 210H9V211H10ZM20 210H21V209H20ZM249 210H250V209H249ZM252 210H253V209H252ZM6 211H5L4 213H6ZM9 211H8V213H9ZM14 211H15V210H14ZM51 211H52V209H51ZM254 211H255V210H254ZM11 212H12V211H11ZM15 212H16V211H15ZM125 212H126V211H125ZM199 212H201V211H199ZM231 212H232V211H231ZM231 212H230V213H231ZM242 212H245V211L242 210ZM249 212H250V211H249ZM8 213H7V214H8ZM53 213H55V212H53ZM113 213H114V212H113ZM214 213H215V212H214ZM261 213H262V211H261ZM0 214H1V213H0ZM50 214H51V213H50ZM111 214H112V212H111ZM215 214H216V213H215ZM224 214H225V213H224ZM235 214H236V213H235ZM241 214H242V213H241ZM247 214H248V213H247ZM256 214L259 215V214H258V211H257ZM263 214H264V213H263ZM263 214H261V215H263ZM51 215H52V214H51ZM207 215H208V214H207ZM216 215H217V214H216ZM222 215H223V214H222ZM248 215H249V214H248ZM7 216H8V215H7ZM11 216H12V215H11ZM109 216H110V215H109ZM111 216H112V215H111ZM121 216H122V215H121ZM121 216H120V217H121ZM4 217H5V216H4ZM48 217L50 218V216H48ZM216 217H217V216H216ZM245 217H246V216H245ZM253 217H254V216H253ZM5 218H6V217H5ZM23 218H24V216H23ZM54 218H55V217H54ZM132 218H133V217H132ZM146 218H147V217H146ZM225 218H226V217H225ZM234 218H235V217H234ZM220 219H221V218H220ZM242 219H243V218H242ZM250 219H252V218H250ZM1 220H2V219H1ZM17 220H18V219H17ZM20 220H21V219H20ZM50 220H51V218H50ZM235 220H237V219H235ZM2 221H3V220H2ZM7 221H8V220H7ZM52 221H53V220H52ZM52 221H50V222H52ZM110 221H111V220H110ZM221 221H222V220H221ZM240 221H241V220H240ZM246 221H247V220H246ZM18 222H19V221H18ZM112 222H113V225H109V226H111V227L114 226V221L112 220ZM128 222H129V221H128ZM208 222H210V220H209ZM218 222H219V221H218ZM0 223H1V222H0ZM3 223H4V222H3ZM3 223H2V224H3ZM58 223H59V222H58ZM58 223H57V225L54 223V224L56 225L55 228L60 224V223H59V224H58ZM109 223L111 224V222H109ZM131 223H133V222H131ZM174 223H175V222H174ZM210 223H211V222H210ZM224 223H225V222H224ZM48 224H49V223H48ZM50 224H51V223H50ZM176 224H177V223H176ZM207 224H208V223H207ZM52 225H53V224H52ZM169 225H170V224H169ZM213 225H214V224H213ZM250 225H251V224H250ZM4 226H5V225H4ZM13 226H14V225H13ZM50 227H51V226H50ZM5 228H6V227H5ZM7 228H8V226H7ZM58 228H59V227H58ZM58 228H56V229H58ZM239 228H240V227H239ZM250 228H251V227H250ZM53 229H54V228H53ZM118 229H119V228H118ZM32 231H34V230H32V229H28V230L26 231V232H28L27 236H30L31 239L33 240V241H32V240L30 241L31 243H33L34 240L36 239L35 234L32 235ZM57 231H58V230H57ZM174 231H175V230H174ZM174 231H173V232H174ZM12 232H13V231H12ZM26 232H25V233H26ZM34 232H35V231H34ZM34 232H33V233H34ZM73 232H74V231H73ZM111 232H112V231H111ZM22 233H23V232H22ZM171 233H172V232H171ZM171 233H170V235H171ZM1 234H2V233H1ZM9 234H10V233H9ZM9 234H8V235H9ZM54 234H55V233H54ZM8 235H7V236H8ZM13 235H14V234H13ZM49 235H50V234H49ZM58 235H59V238H60V236H62V237L64 238V236H65V232L62 231V233H61V234H58ZM14 236H16V235H14ZM27 236H26V237H27ZM81 236H82V235H81ZM84 236H85V235H84ZM174 236H175V235H174ZM76 237H77V236H76ZM11 238H12V241H13V238H14V237H11ZM89 239H90V238H89ZM4 240H5V242H7V241H6V240H7L6 238H4ZM108 240H109V239H108ZM188 240H189V239H188ZM190 240H191V239H190ZM1 241H2V240H1ZM10 241H11V240H10ZM10 241L8 240V242H10ZM14 241H15V240H14ZM129 241H130V240H129ZM169 241H170V240H169ZM2 242H3V241H2ZM2 242H1V245H3ZM23 242L26 243V244H28L29 239L24 238V241H23ZM52 242H53V244L48 243V242L45 241V243H46L45 245L50 246L49 248L52 249V251H53L52 253L55 254L56 252L54 251V249L56 248V245H55V244L57 243V240L54 238V239H52ZM59 242H60V241H59ZM14 243H15V242H14ZM20 243H21V241H20ZM34 243H35V242H34ZM11 244H12V243H11ZM21 244H23V243H21ZM60 244H61V243H60ZM114 244H115V243H114ZM86 245H87V244H86ZM88 245H89V244H88ZM88 245H87V246H88ZM4 246H5V245H4ZM76 246H77V245H76ZM82 246H83V245H82ZM87 246H86V247H87ZM185 246H186V245H185ZM8 247H9V245H8ZM26 247H27V246H26ZM41 247H42V245H41ZM167 247H168V245H167ZM36 248L38 249L39 252H41V253H45V251H44L43 248H38V247H36ZM82 248H83V247H82ZM82 248H81V249H82ZM87 248H88V247H87ZM93 248H94V247H93ZM95 248H96V247H95ZM18 249H20V248H18ZM22 250H23V249H22ZM26 250H27V248H26ZM26 250H25V251H26ZM28 250H29V249H28ZM58 250H59V253L56 254V255H57L58 257L60 256V257L58 258V259H60V258H61V255H62V252H61L60 250H62V248L60 249V247H58ZM95 250H96V249H95ZM19 251H20V250H19ZM46 251H47V249H46ZM74 251H75V250H74ZM77 251H78V250H77ZM91 251H92V249H91ZM116 251H118V248L116 249ZM31 252H32V251H31ZM33 252H36V251L33 250ZM92 252H93V251H92ZM36 253H37V252H36ZM46 253H47V252H46ZM52 253H51V254H52ZM48 254H49V253H48ZM8 255H9V254H8ZM25 255H26V254H25ZM45 255H46V254H45ZM94 255H95V254H94ZM100 255H101V254H100ZM55 257H56V256H55ZM27 258H28V257H27ZM46 259H48V258H46ZM93 262H94V261H93ZM119 262H120L119 264H122L120 260H119ZM77 263H78V262H77Z\"/></svg>", "mask_w": 264, "mask_h": 264}, {"label": "crops", "instance_id": "3", "mask_svg": "<svg viewBox=\"0 0 264 264\" xmlns=\"http://www.w3.org/2000/svg\"><path fill=\"white\" fill-rule=\"evenodd\" d=\"M167 41V40H166ZM189 42V43H188ZM186 43L187 44H191L190 43V41L189 40H186ZM164 44V43H163ZM162 44V45H163ZM186 44V45H187ZM162 45H161V47H162ZM174 48H176V46L174 47ZM173 48V49H174ZM164 51H166V50H164ZM171 51H173V50H170L169 52H171ZM166 52H168V51H166ZM178 54H181V52H179ZM177 55V54H176ZM257 193V192H256ZM261 201H262V206H263V209H261V208H256V207H258V206H255L254 208H253V206H251V205H247L246 204V206L245 207H243L242 208V210H244L245 212H247V211H249V209H250V211H253V212H255V218H254V220H250L251 222H252V224L254 223L255 225H259L260 226V223L264 220V201L261 199ZM253 209V210H252ZM255 210V211H254ZM257 211H258V214L259 215H257L256 213H257ZM261 211H262V213H261ZM261 214H263V215H261ZM249 224H251V223H249ZM258 226V227H259ZM256 235H257V237H258V235H259V233L257 232L256 233Z\"/></svg>", "mask_w": 264, "mask_h": 264}, {"label": "water", "instance_id": "4", "mask_svg": "<svg viewBox=\"0 0 264 264\" xmlns=\"http://www.w3.org/2000/svg\"><path fill=\"white\" fill-rule=\"evenodd\" d=\"M175 44L173 42L170 41H166L163 46L161 47L162 50H170L172 48H174Z\"/></svg>", "mask_w": 264, "mask_h": 264}]
</instances>
